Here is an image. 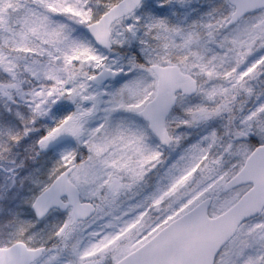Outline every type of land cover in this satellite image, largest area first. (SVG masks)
Masks as SVG:
<instances>
[{"label": "snow or ice", "instance_id": "6c2138e0", "mask_svg": "<svg viewBox=\"0 0 264 264\" xmlns=\"http://www.w3.org/2000/svg\"><path fill=\"white\" fill-rule=\"evenodd\" d=\"M0 264H264V0H0Z\"/></svg>", "mask_w": 264, "mask_h": 264}]
</instances>
